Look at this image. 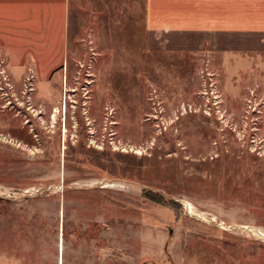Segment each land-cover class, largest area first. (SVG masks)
Masks as SVG:
<instances>
[{"label":"rangeland","instance_id":"1","mask_svg":"<svg viewBox=\"0 0 264 264\" xmlns=\"http://www.w3.org/2000/svg\"><path fill=\"white\" fill-rule=\"evenodd\" d=\"M36 11L0 20V258L264 264V51L70 7L68 54L32 57Z\"/></svg>","mask_w":264,"mask_h":264},{"label":"crops","instance_id":"2","mask_svg":"<svg viewBox=\"0 0 264 264\" xmlns=\"http://www.w3.org/2000/svg\"><path fill=\"white\" fill-rule=\"evenodd\" d=\"M24 7L37 10L31 22L38 28L25 49L32 57L68 54L70 7L99 29L101 26L103 34L105 30L115 33L119 26L122 41L132 40L131 26L140 20L146 41L150 34L173 41H208L213 48L223 47L220 50L234 49L225 52L264 51V0H0V20L11 18L14 10ZM0 264L30 263L1 257Z\"/></svg>","mask_w":264,"mask_h":264},{"label":"trees","instance_id":"3","mask_svg":"<svg viewBox=\"0 0 264 264\" xmlns=\"http://www.w3.org/2000/svg\"><path fill=\"white\" fill-rule=\"evenodd\" d=\"M147 198L156 201V202H162L163 203V199L162 198H156L153 194L150 193H146Z\"/></svg>","mask_w":264,"mask_h":264}]
</instances>
